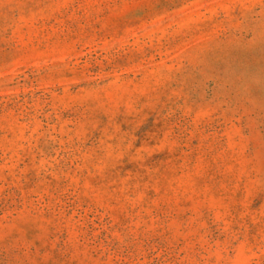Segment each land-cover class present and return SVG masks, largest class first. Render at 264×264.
<instances>
[{"label": "rangeland", "instance_id": "374dc122", "mask_svg": "<svg viewBox=\"0 0 264 264\" xmlns=\"http://www.w3.org/2000/svg\"><path fill=\"white\" fill-rule=\"evenodd\" d=\"M0 264H264V0H0Z\"/></svg>", "mask_w": 264, "mask_h": 264}]
</instances>
